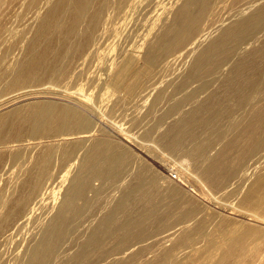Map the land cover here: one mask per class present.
<instances>
[{"label": "bare ground", "instance_id": "obj_1", "mask_svg": "<svg viewBox=\"0 0 264 264\" xmlns=\"http://www.w3.org/2000/svg\"><path fill=\"white\" fill-rule=\"evenodd\" d=\"M26 17L34 23L20 39L25 53L11 58L18 43L7 42ZM68 79L95 89L89 103L67 92L76 106L13 105L61 95L50 84ZM0 81L11 96L0 108L13 103L0 111V244L37 222L21 254L6 243L17 255L7 256L10 264H264V0H0ZM91 110L137 114L130 120L143 126L145 140L173 155L190 150L192 167L205 165L197 171L217 193L250 177L236 188L243 211L233 220L180 184L160 183L161 164L97 133L85 115ZM14 142L35 154L24 156ZM22 157L3 179L6 163ZM66 166L60 198L46 203L62 174L52 169ZM93 179L121 184L105 202L97 197L106 214L99 221L93 214L95 221L86 213L90 224L78 201Z\"/></svg>", "mask_w": 264, "mask_h": 264}, {"label": "rangeland", "instance_id": "obj_2", "mask_svg": "<svg viewBox=\"0 0 264 264\" xmlns=\"http://www.w3.org/2000/svg\"><path fill=\"white\" fill-rule=\"evenodd\" d=\"M164 2H167V0H164ZM38 16L40 17V14H38ZM37 16V18H39ZM37 21V20H36ZM25 23H26V25H25ZM34 23V20H31V17H26V18H23L21 21H18V22H16L15 24H14V29L12 30V31H15V32H13L12 33V35H11V38H9V41L7 42V46L8 45H11V44H14V43H18V47H17V49H16V51L13 53V55L11 56V58H17V59H20V58H22L23 57V55H24V53H23V50H24V48H25V42L23 41V42H21L20 41V39H21V36H22V33H24L25 31H29V32H31L32 31V29H31V26H32V24ZM16 30H18V31H16ZM11 40V41H10ZM25 51V50H24ZM12 62V61H11ZM9 68H10V66H9ZM66 81V80H65ZM65 81H62V82H56V83H52V84H50L51 86H53L54 85V87L55 88H57L58 90H60L62 93H61V95H53V94H42V95H39V97L38 96H34V97H37V98H32V97H28V98H22V99H17V100H15V102H13V103H11V104H13V105H16V106H20L22 103L23 104H25V103H29V101L30 102H34V101H37V100H44V101H49V100H56V101H58V102H62V103H65L66 102V104H71V105H74V106H76V103L75 102H72V101H70V100H68V99H66L65 97H63V95L64 94H66L67 92L68 93H70V94H72L74 97H75V99H77V100H81V101H83V102H86V103H89V101L86 99V97H92V95L94 94V91H95V89L91 86L90 87V85H88L86 88L85 87H80V86H82L83 84H84V82H80L82 85H80V86H78V81L77 82H73V83H69V79L67 80L68 82H67V84L66 83H64ZM80 81V80H79ZM1 83L3 84V83H5L4 81H0V94L2 95V94H4V95H0V106L7 100V99H9L11 96L10 95H6V93H3V91H4V88L3 89H1L2 87H3V85H1ZM79 83V84H80ZM69 84V85H68ZM74 84H77V85H73ZM49 85V86H50ZM67 85V86H66ZM70 85H72V86H70ZM80 87V88H78V87ZM85 86V85H84ZM53 87V88H54ZM88 87H90V88H88ZM84 89V90H83ZM87 91H86V90ZM91 91H90V90ZM94 89V90H93ZM93 90V91H92ZM76 92V93H75ZM93 93L92 95H91V93ZM79 94V95H78ZM14 95V94H13ZM7 96V97H6ZM15 96H18V95H15ZM57 96V97H56ZM4 97V98H3ZM2 98V99H1ZM5 100V101H4ZM73 103V104H72ZM11 104H9V105H11ZM79 104V103H78ZM9 105H5V106H3V108L1 107L0 108V111H7L8 109H10L9 108ZM8 108H7V107ZM5 107V108H4ZM12 107V106H11ZM79 107H80V105H79ZM91 121H92V123L94 124L93 126H94V129L95 130H97V133H101V132H104V134H106L110 139H115V140H117V139H120V140H123V142L125 143V145H127V147L131 150V151H133L135 154H136V156H138L137 158L138 159H140L141 157H143V158H146V157H144V155L145 156H147V157H150L151 159H153L155 162H158L159 164H161V166L163 167L162 169H161V173H162V176L159 178V182L160 183H162V182H170L171 181V183H174V184H176L177 183V185L178 184H180L179 186L181 187V186H183V189L185 190V191H187V192H190L191 194H195V196L197 195V197L198 198H202L201 200H199V202L200 203H202L205 207H208V208H211V209H216V210H219L220 211V209L221 208H226V210L225 211H227L228 212V215L231 217V218H233V220L236 218V216L235 215H238L241 211H243L242 209H241V207L239 206V192L240 191H238V190H240V189H242V190H244L243 188L245 187L246 188V186H244V185H246L245 184V182L247 183V186H248V183H249V185H250V183H251V181H252V179L249 177H245V179L246 180H244L245 182H241V183H239V182H233V183H235L236 184V186H238V188L237 187H235V185H229V187H227L226 189L224 188V190H222V191H220V192H216V191H213V189H212V187H211V185L212 184H209V182L207 181V182H204V181H206V180H204L205 178L203 177V173H202V171H197V170H200L199 168H201V170H202V168H204L205 167V165L203 166L202 164H205V161L207 160V159H209L208 161H210V159L211 158H209L208 156L207 157H205V158H207V159H205L204 158V163L203 162H201L202 164H201V166H203V167H199V168H196V170L194 169L195 167H194V165H193V161H192V158H194V155H193V157L192 156H190V154L192 155L193 153L189 150H187V148H184L182 151L183 152H185V154H187L188 152V156L187 157H183V152L181 153V155L180 156H178V155H173L172 153H170V152H168V150H166V148L165 147H163V146H160V145H158V144H156V143H154V142H152L151 140H145L144 139V137H143V132H144V128H143V126H140V125H134V124H132V122H131V118L134 116V115H137V114H102V112H99V111H89L87 114H85ZM158 115H160V114H158ZM150 119H152L153 117H149ZM28 139V138H27ZM30 140V139H29ZM19 143H21V142H14L13 144H14V146H15V148L16 149H21V147L22 148H24L21 144H24V143H21V144H19ZM12 144V145H13ZM16 144V145H15ZM18 144V145H17ZM16 146H21V147H19V148H17ZM141 147H143V148H141ZM22 151L24 150H26V149H21ZM30 150H32V151H30ZM23 151V152H24ZM28 151V154H27V152L25 151L24 153L25 154H23L24 156L25 155H27V156H30L31 157V155L33 156V154H32V152H33V149H29V150H27ZM31 152V153H30ZM34 152H35V150H34ZM33 152V153H34ZM83 152V150H81V151H79L77 154H80L81 155V153ZM35 154V153H34ZM144 154V155H143ZM184 154V155H185ZM80 155H77V156H80ZM23 156V157H24ZM26 156V157H27ZM191 158H190V157ZM22 157V158H23ZM26 157H25V159H26ZM29 157V158H30ZM189 157V158H188ZM27 159H28V157H27ZM147 159V158H146ZM22 160V161H21ZM147 160H149V159H147ZM17 161V163L15 162V164H14V161L12 160L11 162L9 161V163L7 164L6 163V165H5V167L4 168H7V169H5V170H7V171H3L4 173H2L3 175H2V178L3 179H6L9 175L8 174H10V173H14L15 171H16V169H18L17 167L20 165V164H22V163H20V162H23L24 163V161L26 162V160H24V158L23 159H20L19 161L18 160H16ZM150 161V160H149ZM207 161V162H208ZM13 162V163H12ZM151 162V161H150ZM206 162V163H207ZM58 163V162H57ZM9 164H10V166H9ZM19 164V165H18ZM208 164V163H207ZM192 165H193V167H192ZM15 166H17V167H15ZM67 167V166H66ZM66 167H64L65 169H64V172L62 171L63 170V168L60 170V168H56V167H54L52 170H54V169H57L55 172H57L58 171V173H62V174H58L59 175V177H57V179L55 180V181H53L50 185L52 186H50V185H48V186H50L53 190L52 191H54L55 193H54V195H55V197L53 198V200H52V198H50L49 200L46 198V203H49L50 202V204L51 203H54L56 200H58V198H60V190H61V187H64V180H65V170H68V168H69V166L66 168ZM252 167L250 166V168L249 169H251ZM14 169V170H13ZM195 170V171H194ZM253 170V168L251 169V170H249V172L250 171H252ZM14 171V172H13ZM247 173H246V176H248V175H252L253 173V171L251 172V173H249L248 171H246ZM129 172H127L126 174H125V176H123V177H121V179L119 180L121 183L123 182V180L125 179L126 180V178L125 177H127L129 174H128ZM202 174V176L200 175H198V174ZM6 174V175H5ZM5 175V176H4ZM127 175V176H126ZM5 178H4V177ZM61 176V177H60ZM64 177V178H63ZM163 177V178H162ZM1 178V179H2ZM122 178H123V180H122ZM122 180V181H121ZM124 180V181H125ZM247 180H248V182H247ZM61 181V182H60ZM101 180H98V179H93V180H91V182H90V186H89V189H88V191H90L89 193H88V191H87V193L86 194H88V195H86L84 198H87L91 203H89V201L87 200V199H82V200H80V201H78L79 203H78V206L80 205V207H81V210H82V212H80V214L81 215H84V213H85V215L86 216H81L80 218H81V220H82V217H83V219L85 218V220L88 218L90 221H88L89 223L90 222H92V221H99L100 219H102L104 216H105V214H106V210H107V207L104 205V204H106V203H102L101 204V202H102V200H104V202H105V199L106 198H104V197H107V198H111V196H113V195H115L116 193H117V191L118 190H116V187L117 186H119L121 183L120 182H118V184L117 185H108V184H105L103 181L102 182H100ZM250 181V182H249ZM59 182V183H58ZM101 183V184H100ZM205 183H207L208 184V186H207V184H205ZM244 185H243V184ZM4 183L2 182L1 183V181H0V186L1 185H3ZM62 184V185H61ZM103 184V185H102ZM240 184V185H239ZM101 186H104L105 187V189H102L101 188ZM112 186V187H111ZM113 186L115 187V188H113ZM54 187V188H53ZM103 187V188H104ZM107 187V188H106ZM211 187V188H210ZM47 188L48 187H46L45 188V190L47 191ZM238 190H237V189ZM240 188V189H239ZM212 189V190H211ZM5 191L3 192V193H5L6 194V192H7V194L5 195V196H7L8 195V189H4ZM241 190V191H242ZM46 191H44L43 190V192H41L42 194H41V196H42V199L44 198V195L45 196H47L46 194L47 193H45L44 194V192H46ZM105 191L107 192V193H105ZM112 191V192H111ZM2 192V191H1ZM93 192V193H92ZM56 193H57V195H56ZM95 193V194H94ZM101 193L104 195H101ZM109 193V194H108ZM110 193H111V195H110ZM2 194V193H1ZM59 194V195H58ZM92 194V195H91ZM97 194V195H96ZM106 194V195H105ZM3 195V194H2ZM89 195L91 196V197H89ZM98 195H100V196H98ZM41 196L38 198V199H35V200H33L32 201V203H31V205H30V207L33 205L34 207H31V208H29L30 209V211H32V210H34V209H36L35 208V206H37L36 204H38V206H40L41 205V203H42V199H41ZM56 196H57V198H56ZM94 196H96V198L94 197ZM223 196V197H222ZM94 197V198H93ZM97 197L98 198H103L102 200H101V198H100V201H99V199L98 200H96L97 199ZM223 198V199H222ZM41 199V200H40ZM95 201H94V200ZM88 203H87V202ZM92 201H94V202H92ZM98 201V202H97ZM97 202V203H96ZM100 202V204L99 205H101V206H99V205H97L98 203ZM40 204V205H39ZM98 206L99 208L97 209V207L96 206ZM37 206V209L39 208ZM95 208H94V207ZM105 206V207H104ZM212 206V207H211ZM93 207V208H92ZM105 209H104V208ZM101 208H103V209H101ZM29 210H28V213L30 214L31 212H30ZM43 211H45V213H46V209H44V210H42L40 213H42V215L41 216H46V214H44L43 215ZM83 211H84V213H83ZM101 212H103V216L102 215H100V214H102ZM27 213V214H28ZM86 213H88V214H90L92 217H93V214H94V217L96 218V216L98 217V218H94L93 217V219H92V217L91 216H89V217H87L88 216V214H86ZM25 215L24 216V220L25 219H27V217L29 216V214L28 215ZM39 215V222L40 221H42L43 219H44V217H43V219L41 218V216ZM96 215V216H95ZM233 215V216H232ZM99 216H102V218L101 217H99ZM91 217V218H90ZM41 219V220H40ZM92 219V220H91ZM84 221V220H83ZM87 221V220H86ZM85 221V222H86ZM88 222H86L85 224H87V226L89 225L90 226V224H93V222L92 223H88ZM82 223V221H80V224ZM83 224V225H82ZM81 224V226H83L85 229L87 228L85 225H84V222ZM35 225H37V222L36 223H31V225L29 224V226L28 227H26L25 228V230L26 231H24V230H22V232L24 231V235L22 234V233H20L21 232V230L19 231V232H17L16 234H15V236H14V240L12 239V241L10 242V241H8V242H5L4 244L3 243H1L0 244V249H2L1 247H3V248H6L5 250H0V255H1V257L3 258L2 260H4V258H5V262H6V264L8 263V264H10V263H12V261H13V256L15 257V256H17L16 254H18V252L20 253L21 252V249H24V243L26 244V241H28L29 239H30V237H32L33 236V234H31V231L32 232H34V231H36L35 229H37V226H35ZM33 226H35V228L33 227ZM80 226V227H81ZM88 226V227H89ZM83 227H81V229H80V231H82V229H84ZM30 228V229H29ZM31 228H33L34 229V231H33V229L31 230ZM88 229V228H87ZM28 230V231H27ZM31 230V231H30ZM28 232H30V233H28ZM20 233V234H19ZM35 233V232H34ZM82 232H79V234H81ZM83 233H84V230H83ZM82 233V234H83ZM31 234V235H30ZM81 234V235H82ZM29 237V238H28ZM17 238H20V239H24V241L25 242H23V240H18ZM15 239L17 240V244H14V242H16L15 241ZM14 241V242H13ZM13 242V244H11ZM20 242H23L22 244L20 243ZM6 243L8 244V247H9V245H10V247H9V249H14V251L13 252H16L15 250H17L18 252H16V254L15 253H12V252H10L9 250H8V248L7 247H5V246H7L6 245ZM19 243V244H18ZM2 244H3V246H2ZM11 245H14V247L15 248H13V246H11ZM18 245V246H17ZM24 245V246H23ZM201 245V244H200ZM199 245V246H200ZM17 246V247H16ZM19 246H23L21 249H19ZM19 249V250H18ZM1 251H3V253L1 254ZM7 254L6 256L4 255L5 253ZM22 252H23V250H22ZM21 252V253H22ZM64 252H66V251H64ZM64 252H61V256H67L70 252H66V253H64ZM20 253V254H21ZM10 256H9V255ZM12 254V255H11ZM15 254V255H14ZM63 254V255H62ZM4 255V256H3ZM19 255V254H18ZM11 259L12 258V261L8 258V257ZM60 256V257H61ZM147 257H149V256H147ZM8 259V260H7ZM7 260V261H6Z\"/></svg>", "mask_w": 264, "mask_h": 264}]
</instances>
